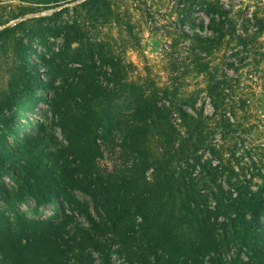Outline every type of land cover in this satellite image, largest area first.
<instances>
[{
    "label": "trees",
    "instance_id": "1",
    "mask_svg": "<svg viewBox=\"0 0 264 264\" xmlns=\"http://www.w3.org/2000/svg\"><path fill=\"white\" fill-rule=\"evenodd\" d=\"M13 1L0 20V55L16 62L0 89V182L16 165L31 186L29 196L49 206L60 194L55 183L64 193L60 206L69 203L63 185L69 182L90 198L96 217L77 201L84 224L67 215L30 220L15 208L11 215L0 212V264H117L114 255L125 264H264V187L251 190L230 150L249 102L212 68L214 50L226 38L249 50L264 30L238 35L221 0H176L177 28L166 35V55L187 54V63L171 62L173 74L185 65L204 77L208 115L198 104L200 90L186 95L135 76L129 52L142 46L133 11L140 0ZM195 12L208 23L196 21ZM106 27L117 34L101 38L99 28ZM32 56L46 77L30 64ZM46 88L53 90L48 104L67 145L50 152L38 132L21 137L25 148L16 149L6 133L48 129L41 121L11 118L6 108L27 110L32 102L34 113L35 93ZM229 232L239 252L226 263L220 252Z\"/></svg>",
    "mask_w": 264,
    "mask_h": 264
},
{
    "label": "rangeland",
    "instance_id": "2",
    "mask_svg": "<svg viewBox=\"0 0 264 264\" xmlns=\"http://www.w3.org/2000/svg\"><path fill=\"white\" fill-rule=\"evenodd\" d=\"M178 1L140 0L134 3L136 32L139 33L142 43L139 52H129L132 60L136 63L135 76H140L149 83L156 82L159 86L168 84L177 86L180 88L179 92L186 95L197 93L200 90L198 104L204 106L206 114L210 115L213 109L206 94L200 89L204 77L195 75L185 65L178 66L180 69L173 74L171 62L177 60V57H181L184 59V63H187L188 61L185 60L187 54L182 50L173 59L166 55L169 46V38L166 35L177 28V25L173 24L175 22L173 11L178 3L183 0ZM221 2L229 10L230 18L237 28L238 35H253L264 30V0H221ZM13 4V0H0V20H2L3 14H8L14 9ZM194 15L196 21L208 23V18L204 14L195 12ZM185 28L186 30H196L204 36H212L208 30L201 31L190 25H186ZM99 32L101 38L106 37L107 34H117L115 29L110 30L109 27L99 28ZM255 43L249 50H245L228 37L222 47L214 50L215 53L212 57L213 71L217 70L220 77L225 76V74L228 75L235 89L241 92L243 100L249 102V104H246L244 111L239 114L243 127L240 128L236 138L231 141L232 148L230 150L236 154L239 163L237 169L242 170L239 171V175L243 180L246 179L251 182V190L254 192L260 187H264L263 180L260 177L261 174H264V34ZM185 44H188V42ZM61 45V40L55 42V48H59ZM29 62L41 74L46 70L34 56L29 58ZM226 64H232V66ZM15 66L16 62L11 54L0 55L1 90L8 86L9 75ZM43 75L44 77L47 76ZM52 96L53 90L50 88L38 90L35 93V98L38 97L39 101L36 102L34 113L28 111L32 106V102L28 103L27 110H20L17 107L6 108V113L10 114L11 118L23 122L41 121L45 123L48 129L47 133L41 131L37 125L33 126L32 130L29 127L28 129L22 127L18 132L19 135L6 133L5 140L15 144L16 149L25 148V141L22 140L23 136L34 138L37 137L36 135L39 132L41 136L45 134L48 138L46 142L48 151L53 152L56 148L64 149L67 142L60 129L56 127L55 117L48 104ZM202 154L204 159L210 158L209 153L203 152ZM46 162L44 160L43 164H46ZM102 163L111 165L106 160ZM9 169V172L2 175L0 182V212L11 215L15 208L30 220L48 219L54 215L64 218L67 215L72 219L71 221L84 224V218L76 211L78 207L74 203L77 201L96 217L90 198L73 189L69 182L63 183L66 187L65 195L69 199V203L65 202L60 206L64 193L59 190L58 184L55 183L54 189L60 194L58 199L54 201V205L49 206L37 203L34 198L29 196L31 186L25 179V173L20 167L13 165ZM55 175L59 178L58 172ZM148 176H151V172ZM17 194L21 195L22 200H25L24 203H20L16 199ZM8 200L14 202L12 206H10ZM227 236L229 238L227 242L222 238L221 246L223 249L220 252L222 260L226 263L235 259L239 252V246L235 240L236 235L229 232ZM113 259L117 264H125L123 258L118 255H114Z\"/></svg>",
    "mask_w": 264,
    "mask_h": 264
}]
</instances>
